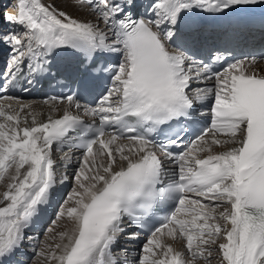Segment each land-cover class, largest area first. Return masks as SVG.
<instances>
[{
  "label": "snow or ice",
  "instance_id": "snow-or-ice-1",
  "mask_svg": "<svg viewBox=\"0 0 264 264\" xmlns=\"http://www.w3.org/2000/svg\"><path fill=\"white\" fill-rule=\"evenodd\" d=\"M84 4L106 30L43 0H17L15 14L2 13L20 30L0 31V44L11 52L0 91L25 69L34 77L66 75L77 91L51 97L57 106L45 120L25 113L31 104L15 110L0 104V183L7 179L0 192V264H11L50 203L58 175L54 147L81 149L83 156L69 194L73 206L57 214L72 227L36 253L48 264H122L113 246L128 232L138 239L132 226L143 228L162 206L169 211L148 228L138 264H211L214 253L218 264H264V75L248 70L255 58L228 62L218 51L205 63L182 43L189 17L243 20L264 0H149L144 14L133 11L136 0L72 6ZM111 53H121L122 61L108 63ZM221 61L227 66L214 70ZM105 73L110 86L94 106L81 104ZM193 81L214 83L193 88ZM205 102L211 122L193 139L184 142V127L162 141L153 138L162 126L190 122ZM81 109L90 123L74 114ZM165 160L176 168L168 181ZM167 240L182 241V248Z\"/></svg>",
  "mask_w": 264,
  "mask_h": 264
},
{
  "label": "rangeland",
  "instance_id": "rangeland-1",
  "mask_svg": "<svg viewBox=\"0 0 264 264\" xmlns=\"http://www.w3.org/2000/svg\"><path fill=\"white\" fill-rule=\"evenodd\" d=\"M55 3L56 0H43V2H47L48 4ZM72 2H77L79 4V0H71ZM17 0H0V31H5V32H12V31H19L20 28L18 25L9 23L7 20L3 18L2 13L4 12H10L15 14L17 12L15 5H16ZM148 0H140V5H139V12L142 14L145 13V6L148 4ZM55 6L60 7V5L55 3ZM83 6H88L87 4H84ZM85 8V7H84ZM61 10H64L61 8ZM86 13V18H80L79 16L75 15L74 17H78L80 19H85V20H91L94 23L99 22L100 27L102 30H106V27L103 23V21H97L98 13H95L90 10L89 6L87 7V10L85 11ZM80 14V13H79ZM148 16H151V13H148ZM110 35V33H109ZM172 49H176V47H173L170 45ZM0 48L2 49V53L6 55L9 59L11 57V52L9 51L10 46H6L3 44H0ZM214 83V81H213ZM49 102V101H48ZM22 104H26V102H22ZM44 104H52V103H45ZM13 107H17V105H12ZM54 107V105H53ZM29 111V110H28ZM31 111V110H30ZM23 115V114H22ZM45 117V116H44ZM44 117L40 116L39 119L42 120ZM29 123H30V118H29ZM23 126V125H22ZM221 139H224L225 137H220ZM227 146L224 147H215L217 148V152L225 150ZM64 156L63 154L56 155L53 154V158L58 161V167H57V184L54 190L53 198L55 197L54 204L52 201L49 203V210H51V214L47 219H45L43 226L39 229L37 228H31L27 231V239L25 240L23 247L20 250V254L17 252L16 256L18 259H14V257L11 261V264H19L20 262H25V264H38V262H41L43 257H40L36 255L41 248L44 246V242L47 241L48 243H56L58 242V235H57V229L59 226H62L63 220L67 218H58L57 214L65 207H71L73 206L72 202L69 201V194L73 191L74 188H76V181L74 179V174L75 172L79 169L80 167V161L82 159L83 154L81 155H76V156H71L70 160H60V158ZM65 165H67L65 167ZM64 175H67L68 179L63 181L61 183V179ZM7 180L4 182L0 183V192H3L6 188ZM57 189H60L59 191ZM58 194V195H57ZM57 195V196H56ZM65 201H68V204H65ZM227 206V205H225ZM55 228H53V227ZM53 230V231H50ZM128 234V233H127ZM126 235V234H125ZM125 235L122 236L119 239L120 242H125L127 238H125ZM147 239L141 240V244L137 247V252L136 253V261H138L139 256L141 255V249L144 243H146ZM117 242V243H118ZM183 245V242L180 241ZM28 251V253H26ZM114 256L116 254H113ZM125 257V258H124ZM124 261L130 262V260H126V254H124ZM214 259L211 261V264H218L219 262V256L214 253ZM45 261V260H44ZM42 263V262H41ZM124 263V262H123ZM43 264V263H42ZM203 264V262H201Z\"/></svg>",
  "mask_w": 264,
  "mask_h": 264
},
{
  "label": "bare ground",
  "instance_id": "bare-ground-1",
  "mask_svg": "<svg viewBox=\"0 0 264 264\" xmlns=\"http://www.w3.org/2000/svg\"><path fill=\"white\" fill-rule=\"evenodd\" d=\"M149 1V0H148ZM136 2H140V0H136ZM17 3V2H16ZM46 4H48L47 2H44ZM56 4L60 5V8L64 9L65 11H67L69 14L75 16H79L80 18H86V13L85 11L87 10V7L86 6H80L79 8H76V7H73L72 4H78L77 2H70L68 4L64 3V0H56L55 1ZM55 3L53 1V4L55 6ZM139 5L140 4H137V8L133 11H138V8H139ZM85 7V8H84ZM16 8V7H15ZM17 10V8H16ZM7 12V11H6ZM80 13V14H79ZM208 14H196V15H193L191 17H189L188 19H198V18H201L202 16H206ZM249 15H254V16H264V7H257L252 13H250ZM0 22H1V19H0ZM171 46H174V47H177L175 44H172ZM248 61H251L252 59H247ZM249 71H254L256 72L257 74H261V75H264V61H256L255 64L251 65L250 68L248 69ZM22 102H26V104H31L32 105V108L31 109H25V113L28 112V110L30 111H34L36 113H42V117H44L42 120H45L47 119V116L49 115V109L54 106H57L56 103H53V102H48V103H52V104H44V102H38V101H35V102H32V100L28 99V100H25V101H19V103H15V102H8V101H4V103H0V104H3V105H19V104H22ZM61 109L65 106L64 104H59L58 105ZM17 107H13L12 106V109L15 110ZM54 117L57 115L56 113H53L52 114ZM217 148L214 147V151H216ZM217 152V151H216ZM202 155H207V153H201V156ZM176 168H175V165L174 164H167V169L166 171H175ZM7 180V179H6ZM58 187V186H56ZM53 198H51L50 201H52ZM73 205V204H72ZM48 213V207H46L44 209V211L41 213L40 217L34 222V224L31 226V228H41L43 226V222L46 218V215ZM51 214V213H50ZM50 216V215H49ZM48 216V217H49ZM42 221V222H41ZM63 225L62 226H59L58 229H57V234L60 232V231H64L66 229H70L72 227V224L70 221H68L67 219L63 220V222H61ZM53 227V226H52ZM30 228V229H31ZM54 228V227H53ZM55 229V228H54ZM127 239L125 242H120V243H117L116 245L113 246V249H112V252L113 253H117L116 254V257H118L120 259L121 262H123L122 258H123V255L124 254H127V258L130 260L129 263H126V264H138V261H136V256H135V252L137 251V247L141 244L139 242V240H131L130 236L126 235L125 236ZM167 239V238H166ZM58 242H60V238L58 236ZM63 242H67L66 240L63 241ZM168 243H172L173 244V247L177 248L178 250L182 248V243H180V240H177V241H171V240H167ZM19 253V252H18ZM125 258V257H124ZM45 259L43 258L41 260V262L43 264H48V262L44 261ZM41 262H38V264H42ZM128 262V261H127ZM21 264V263H20ZM25 264V263H23ZM123 264V263H122Z\"/></svg>",
  "mask_w": 264,
  "mask_h": 264
}]
</instances>
